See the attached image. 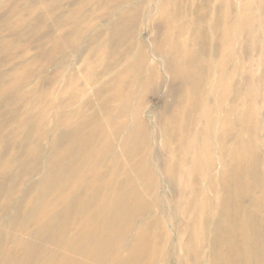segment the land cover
Here are the masks:
<instances>
[{"label": "rangeland", "instance_id": "obj_1", "mask_svg": "<svg viewBox=\"0 0 264 264\" xmlns=\"http://www.w3.org/2000/svg\"><path fill=\"white\" fill-rule=\"evenodd\" d=\"M120 1L0 0V171L6 162H9L6 178L11 193L26 185V180H31V186L29 190L26 189L24 199L29 201L36 193L37 180L44 171L41 163L47 156V153L39 158L35 156L38 144L36 139L29 136L36 137V132L27 134L26 124L29 121L23 119L27 117L28 102H25V98L14 99L13 95L19 91L22 94L29 92L30 104L33 105L44 92L55 94V97L58 93L67 92L63 101L70 107L68 116L72 118L77 115L76 120L80 123L87 118L88 124L93 112L91 104L99 105L104 99L106 103L117 81L125 80L123 73L119 75V72L110 70V75L116 81L115 86L99 88L108 75L105 67L111 65L112 68L122 69L127 55H135L142 45L144 56L149 57L148 63L159 67L158 74L163 83L154 85L144 92L141 89L135 92L141 97V105L131 101L129 107L138 113L142 120L141 124L150 132L152 142L139 144L137 152L131 156L130 151L134 143L127 146L126 153H122L120 141L123 134L116 133L112 159L119 160L121 164L113 169L114 173L110 168L106 171L100 170L94 186L98 187L102 179H106V173L107 175L113 173L115 176L111 186H123L133 180L137 189L141 186L147 187V194L142 203L151 208L140 206V211L147 212L148 221L157 219V229L153 236L157 239L158 247L165 252V257L173 254L182 258L187 239L192 234L203 236L206 228L209 229L203 217L197 231L187 229L186 224L192 222L187 208L190 201L189 193L197 188L203 174L198 198L203 199L202 203L210 198L217 206L218 197L224 195L223 182L228 180V177L223 178L220 172L223 170L222 165L236 133L224 136L219 122L211 125L208 110L213 108L214 103L210 97L204 102L202 109L199 100L194 97L187 103L189 107L183 110H179V106L173 107L175 99L180 94L179 82L173 81L164 73L160 55L152 52L157 46L160 51L164 49L162 42L165 28L162 27V19H157V10L166 7L167 2L163 5L165 0H150L148 9L143 3H137L138 0L136 3H131L135 2L134 0H128L125 1L127 3L118 4ZM192 1L196 2L193 7H198L200 11L205 9L204 0H188ZM211 1L215 9H222L223 0ZM228 3L233 7L230 16H234L237 38L226 47V43L220 45L218 30L212 31L217 42L213 39L210 43L216 51L213 54L211 52L213 66L209 75L220 82L217 85L220 96L229 94L225 105L233 108L239 99L243 106H246L248 113L245 116L248 119L251 137L247 135L244 138L237 156L241 162L255 156V165L261 173L264 194V0H226L225 4ZM136 5L144 7L142 13L140 8H133ZM118 10L126 17L124 16L125 20L116 25L117 14H120ZM202 16L201 19H197L189 14L183 24L185 34L181 39L190 41L186 47L189 50L197 48L210 50L207 45L209 32L205 25L213 22H209L210 18L207 15L204 16V20ZM195 24L201 25L198 45L193 44L197 36ZM129 44L131 48L128 47ZM116 48L122 53L119 59L114 53ZM202 55L204 58L201 60L204 61L205 54ZM219 70L223 71L221 75L218 73ZM71 77H77V82L65 86L62 80ZM19 82H23V85L18 89H9V86ZM133 89V85L125 81L119 94L125 99L127 93ZM189 89L190 85L186 84L184 90ZM45 103L41 105H49V102ZM38 107L39 105L34 106L32 111H36ZM187 109L189 113L186 119L175 117L178 113L181 117L184 116ZM203 109V116L196 120L194 115L201 114ZM55 110L57 111V108L49 110L47 119L52 118ZM107 111L111 112L105 108V111L100 109L96 113L105 116ZM220 113L224 114V108ZM35 115L36 113L30 119L34 120ZM116 120L117 124H120L127 120V117L122 116ZM178 120L184 121L183 127L178 125L180 123ZM100 127L104 128L102 124ZM171 128H174L177 136L180 134L184 136L182 143L173 138ZM113 131L117 130H110ZM63 137L66 141H63L61 148L71 144L69 137ZM51 140L53 136L49 141L48 139L43 141V144H48ZM186 148L190 149L188 154L185 153ZM172 149H177L174 160L170 158ZM83 155L84 152L81 156ZM142 161L147 163L141 165ZM173 163L176 164V168L173 178H170L169 170ZM134 164L138 165L137 171L140 170L147 175L146 181L137 177V171L131 170ZM188 170H191V173ZM237 174L243 177L244 170L238 168ZM215 181L219 186H216L214 194L208 195L207 189ZM2 199L3 197H0V203ZM215 205L209 204L210 210H216ZM182 210L185 211L184 216ZM77 221L79 225L82 222L81 218ZM140 228H143V225ZM1 231L3 232V229L0 233ZM137 231L138 229H135V233ZM79 232L82 230L79 229ZM176 238L181 242L180 254ZM198 247L205 251L201 241ZM14 254L16 250L11 251L9 256ZM185 264H192V261Z\"/></svg>", "mask_w": 264, "mask_h": 264}, {"label": "bare ground", "instance_id": "obj_2", "mask_svg": "<svg viewBox=\"0 0 264 264\" xmlns=\"http://www.w3.org/2000/svg\"><path fill=\"white\" fill-rule=\"evenodd\" d=\"M125 1L128 0H121L118 4L127 3ZM134 1L131 3H136V0ZM149 1L138 0L137 3H143L150 9ZM225 1L223 0L220 10L215 9L211 0H204L205 9L201 11L198 7H193L196 5L195 1H163V5L166 2L167 5L157 10V19H162V27L165 28L162 42L164 49L160 51L157 46L152 51L160 55L164 73L173 81L179 82L180 94L173 107L179 106V110H183L189 107L187 103L194 97L199 100L202 109L204 102L210 97L214 103L213 108L208 110L211 125L219 122L224 136L236 133L220 172L221 176L228 177V180L223 182L224 195L218 197L217 206L210 198H207L206 203H202L203 199L198 198L203 174L197 188L189 193L187 208L192 222L185 223L186 227L188 230L197 231L203 217L205 224L209 225L204 235L192 234L187 239L182 258L173 254L166 258L165 252L158 247L157 239L153 236L157 229V219L148 221L147 212L140 211V206L151 208L142 203L148 188L141 186L137 189L133 180L123 186H111L115 176L113 169L121 164L119 160L112 159L116 133L123 134L120 141L122 153H126L127 146L134 143L130 151L131 156L135 155L139 144L152 142L150 132L141 124L138 113L129 107L131 101L141 105V97L135 92L140 89L144 92L163 83L158 74L159 67L148 63L149 57L144 56L141 45L135 55H127L122 69L112 68L111 65L105 67L108 75L99 88L115 86L116 81L110 75V70L119 72V75L123 73L125 80L117 81L106 103L104 99L99 105L91 104L93 112L88 124L87 118L80 123L76 120L77 115L72 118L68 116L70 107L63 101L67 92L58 93L57 97L55 94H49L50 92H44L46 95L41 94L42 97L32 103L33 105L30 104L29 90H25L28 92L26 94L19 91L13 95L14 99L25 98V102H28L27 117L23 119L29 121L26 124L27 134L36 132V137L29 136L36 139L38 144L35 156L39 158L44 153H47V156L41 163L44 171L37 180L36 193L29 201L24 199L26 189L29 190L31 186V180H26V185L11 193L6 178L9 162H6L0 171V197H3L0 203V230L3 229L0 233V264H185L187 261H192V264H264V194L261 173L256 168L255 156L243 162L237 156L244 138L247 135L251 137L245 116L248 111L239 99L233 108L225 105L229 94L220 96L217 90L220 82L209 75L213 66L211 52L213 54L216 51L210 43L213 39L217 42L212 31L218 30L220 45L226 43V47L237 38L234 16H230L233 7L230 3L226 5ZM133 8H140L141 13L144 9L138 5ZM189 14L197 19H201L203 15V20L207 15L209 22H213L205 25L209 32L207 45L211 51L186 48L190 41L182 40L181 37L185 34L183 24ZM124 16L122 12L117 14L116 25L125 20ZM195 26L197 36L193 44L198 45L201 25ZM128 47L131 48V44ZM114 53L118 59L122 54L118 48ZM202 53L205 54L204 61L201 60L204 58ZM222 72L218 71L220 75ZM77 80V77H71L63 79L62 82L68 86L75 84ZM125 81L133 85L134 89L123 99L119 93ZM23 82L9 86V89H18ZM186 84L190 85L189 90H184ZM43 102H49V105L42 106ZM36 105H39L38 109L32 111ZM54 108H57V111L55 110L50 121L51 119H47L49 110ZM105 108L115 114L107 111L105 116H99L96 113L100 109L105 111ZM222 108L223 115L220 113ZM35 113L34 120L30 119ZM188 113L189 109L184 116L181 117L178 113L175 117L186 119ZM203 113L204 109L201 114L196 113V120H199ZM122 116H126L127 120L117 124L116 118ZM178 121V125L183 127L184 121ZM101 124L104 128L100 127ZM111 129L117 131L110 132ZM170 132L179 143L184 141V136L180 133L177 136L174 128H171ZM51 136L53 140L43 144V141H49ZM63 136L69 137L71 142L65 148H61L65 140ZM189 151L190 149L186 148L185 153L188 154ZM83 152L85 155L81 156ZM176 152L177 149L170 151L171 160H174ZM146 163L140 162L141 165ZM109 168L113 173H106V179H102L98 187H95L94 183L100 170L106 171ZM175 168L176 164L173 163L169 170L170 178H173ZM238 168L244 170L243 177L238 176ZM137 169L138 165L134 164L131 170ZM188 172L191 173V170ZM136 174L145 181L148 178L140 170ZM216 186L219 185L215 181L207 189V194H214ZM209 204L215 205L216 210H210ZM184 212L182 210L183 216ZM80 218L82 222L79 225L77 220ZM139 225H143V228ZM79 229L82 232H79ZM135 229H138L136 233ZM200 241L205 251L198 247ZM176 243L180 254L181 242L178 238ZM13 250H16V254L9 256Z\"/></svg>", "mask_w": 264, "mask_h": 264}]
</instances>
